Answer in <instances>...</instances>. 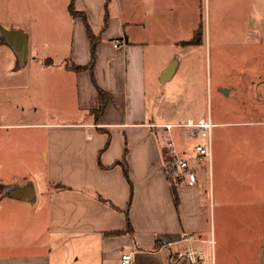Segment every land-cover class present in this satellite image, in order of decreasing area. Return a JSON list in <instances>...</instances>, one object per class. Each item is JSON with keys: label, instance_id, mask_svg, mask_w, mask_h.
<instances>
[{"label": "crops", "instance_id": "0c3cea01", "mask_svg": "<svg viewBox=\"0 0 264 264\" xmlns=\"http://www.w3.org/2000/svg\"><path fill=\"white\" fill-rule=\"evenodd\" d=\"M201 2L72 0L77 15L68 8V14L50 16L53 37H68L66 43L56 42L61 58L36 48L38 32L33 36L20 25L4 27L19 31L12 39L23 38L24 59L18 66L16 53L0 38V95L3 86L25 87L23 74L11 79L2 71L28 67L30 72L37 65L53 77L50 89L71 87L74 111L70 119L11 124L42 130L45 172L41 185L33 176L5 183L31 185L29 198L0 190V209L8 212L0 216V238L4 230L22 227L9 231L10 237L35 249L1 256L0 264H120L124 251L132 253L130 264H188L180 254L191 245L207 251L210 241L236 264H264V148L248 155L251 136L240 144L241 158H227L224 165L217 159L208 172L195 168L196 183L182 181L176 187L177 205L165 174L163 127L178 123L157 109L155 82L170 61L171 78L180 67L176 57L163 56L164 46H184L193 37L202 23ZM87 29L99 38L95 60L91 70L75 71L71 65L90 61ZM98 89L108 95L100 114L95 112ZM18 107L20 116L39 113L38 105L27 109L24 101ZM173 134L182 146L176 129ZM121 159L126 171L116 164ZM127 221L132 232L125 231Z\"/></svg>", "mask_w": 264, "mask_h": 264}, {"label": "rangeland", "instance_id": "374dc122", "mask_svg": "<svg viewBox=\"0 0 264 264\" xmlns=\"http://www.w3.org/2000/svg\"><path fill=\"white\" fill-rule=\"evenodd\" d=\"M68 2L0 0V26L14 24L24 27L32 35L38 32L36 48L45 55L61 58L62 48H55L56 42L66 43L68 37L65 33L53 37L50 16L68 14ZM201 4L203 42L193 43V35L182 42L185 47L164 46L163 56L176 57L180 60V67L171 79L155 82L159 93L157 109L166 112L173 123L209 114L212 122L210 167H215L217 159L218 164L224 165L227 158H241L243 149L240 144L248 136L252 137L248 155H259L257 150L264 148V0H202ZM26 16L33 18L25 20ZM57 24L61 23L58 21ZM159 61L155 60L156 63ZM163 61L165 58L161 63ZM2 73L11 79L23 74L25 87L19 86V90L16 85L3 86V96L0 95V190L6 182L30 176L42 181L45 172L42 130L11 124L70 119L74 111L71 87L54 86L61 89L57 92L50 89L53 77L49 76L50 72H42L37 65L30 72L25 67L20 71L4 70ZM23 101L27 109L39 106L37 116L17 115L18 105ZM176 132L179 135L181 131L176 129ZM194 166L196 171L200 167L209 171L206 162ZM36 183L41 185L39 181ZM6 214L8 212L0 209V216ZM21 229L14 226L4 230L5 237L0 238V257L35 251L33 244L26 246L18 238L10 237V232H20ZM207 246L208 262L236 264L225 258L213 241Z\"/></svg>", "mask_w": 264, "mask_h": 264}, {"label": "built area", "instance_id": "2783aa9c", "mask_svg": "<svg viewBox=\"0 0 264 264\" xmlns=\"http://www.w3.org/2000/svg\"><path fill=\"white\" fill-rule=\"evenodd\" d=\"M117 45V42L113 44ZM179 129L183 145L179 146L175 141L173 131ZM212 122L210 115L198 119L186 118L178 124H167L163 127L165 132L164 147L166 158L164 159L165 174L169 181L178 179L189 184L196 183L195 166L206 162L210 166ZM212 242V241H210ZM180 257L188 264H213L208 262L205 251L196 245L185 249ZM132 253L124 251L120 254V264H130Z\"/></svg>", "mask_w": 264, "mask_h": 264}, {"label": "trees", "instance_id": "16d2710c", "mask_svg": "<svg viewBox=\"0 0 264 264\" xmlns=\"http://www.w3.org/2000/svg\"><path fill=\"white\" fill-rule=\"evenodd\" d=\"M68 8H69V12L72 15H77L78 14V12H76L74 10V8H73L72 0H70ZM106 20H107V14L105 15V21ZM87 33H88V37L90 39V61H89L88 64H86L84 66L71 65V69L72 70L79 71V70H83V69H90V70L92 69V65H93V62H94L95 56H96L95 47H96V43L98 42L99 38L97 36H94L89 31V29H87ZM194 35H195V40H194L193 43L199 44V41L201 42L202 36H203V24L202 23L199 24V26H198L197 30L195 31ZM98 94H99V107H98L97 111H95V112L97 114H100L103 111V109H104V106H105V103L107 101L108 95L104 91H102L100 89H98ZM163 156H164V159H165L166 158V151L165 150H163ZM116 164H120L123 167V170L126 171V164L124 162V159L117 160ZM179 183H180V181L178 179H172L170 181L171 194H172V197H173L175 205H177V202H178L177 193H176V187H177V185H179ZM55 188H57V189H66V186L57 185ZM99 200L108 203L111 207H115V205H113L109 200H106L102 196H99ZM125 231L126 232H132L131 226H130L128 221H127V225H126ZM156 245L158 246V243Z\"/></svg>", "mask_w": 264, "mask_h": 264}, {"label": "water", "instance_id": "95a60500", "mask_svg": "<svg viewBox=\"0 0 264 264\" xmlns=\"http://www.w3.org/2000/svg\"><path fill=\"white\" fill-rule=\"evenodd\" d=\"M15 33L19 34V31L13 32L9 29L0 26V38L14 50L18 58L17 65L21 66L24 59V40L23 38L18 40H13L12 36ZM173 69H174V61L172 60L165 66V68L161 72L159 78L160 82L169 80L173 73ZM222 90L226 92V89L223 88ZM1 189L4 191L5 195H9L10 197H14V198H29L33 196L34 193L33 187L28 184L16 186L14 188L7 187L4 185V188L2 187Z\"/></svg>", "mask_w": 264, "mask_h": 264}]
</instances>
